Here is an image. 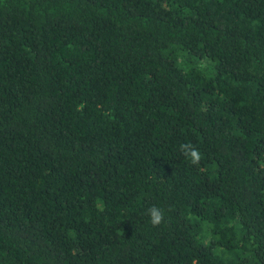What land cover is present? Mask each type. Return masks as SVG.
Masks as SVG:
<instances>
[{"label": "trees", "instance_id": "16d2710c", "mask_svg": "<svg viewBox=\"0 0 264 264\" xmlns=\"http://www.w3.org/2000/svg\"><path fill=\"white\" fill-rule=\"evenodd\" d=\"M0 264H264V0H0Z\"/></svg>", "mask_w": 264, "mask_h": 264}, {"label": "clouds", "instance_id": "9594fccd", "mask_svg": "<svg viewBox=\"0 0 264 264\" xmlns=\"http://www.w3.org/2000/svg\"><path fill=\"white\" fill-rule=\"evenodd\" d=\"M180 151L192 165H199L202 155L201 152L195 148L191 143H182L180 145ZM149 217V222L153 227L160 225L164 220V212L159 207L153 205L146 213Z\"/></svg>", "mask_w": 264, "mask_h": 264}]
</instances>
